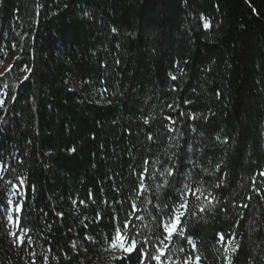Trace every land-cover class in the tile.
<instances>
[{
    "label": "trees",
    "instance_id": "trees-1",
    "mask_svg": "<svg viewBox=\"0 0 264 264\" xmlns=\"http://www.w3.org/2000/svg\"><path fill=\"white\" fill-rule=\"evenodd\" d=\"M4 55L0 181L23 243L0 229V264H157L161 240L160 264H264V0H0ZM185 184L215 200L190 198L165 240ZM126 221L136 250L109 259Z\"/></svg>",
    "mask_w": 264,
    "mask_h": 264
},
{
    "label": "snow or ice",
    "instance_id": "snow-or-ice-1",
    "mask_svg": "<svg viewBox=\"0 0 264 264\" xmlns=\"http://www.w3.org/2000/svg\"><path fill=\"white\" fill-rule=\"evenodd\" d=\"M205 27H207V24L205 25ZM115 31V30H114ZM30 71V70H29ZM27 78V77H25ZM173 79H175V77H172ZM4 87H7V85H4ZM3 104V100L0 99V105ZM145 123H148V120L145 119L144 121ZM149 139H151V137H149ZM70 151H75V148L70 149ZM147 163V161L145 162ZM219 167V166H217ZM145 172H147V169H145ZM174 172V169L172 167H169L167 169L164 170L163 173H161V175H167V176H172ZM261 175H264V173H261ZM21 184H23V180H21ZM219 185H217L218 187ZM13 187H17V192L19 191L18 186L13 185ZM147 191L146 186L143 183V174H142V178L140 181V184L138 185V195H142L144 192ZM179 199L176 201V203L174 204V206L171 208L170 211L165 212L164 215L167 217V219L162 220L159 224L158 227H162L163 228V232L166 233V236L164 237L165 240H169L171 241V239L173 238V236L178 235L180 237H184L185 236V229L182 227V219L187 216V215H192L194 216L196 213L194 211H191L189 209V200L190 198H194L195 200H200L201 197L204 198V200H206L209 204L212 203L213 200H215V197L211 196V193H208L207 195L204 194V190L201 187H191L188 184H185L184 187L180 190L179 192ZM9 204L12 203V201L8 202ZM81 203H83V201H81ZM165 207H167V205H165ZM246 207V205H245ZM133 208H135V204H133ZM20 209L17 206L16 207V211L18 212ZM199 210L201 212H203L205 210V208L203 206H200ZM158 211L163 212V209H158ZM12 217H9V220H11ZM137 219H143V217H137ZM129 224L130 221H126L123 225V231L120 228H117L110 240L109 243V248L112 250L115 249H120L121 251L125 252V253H130L134 250H136V246L137 243H139L135 238H132L131 240L129 239L128 235H127V229L129 228ZM11 235L15 236V233H11ZM219 235V239L221 241L224 240V236L223 234H218ZM17 240L20 243H23V237H17ZM188 243H192L191 237H187ZM150 243V240L146 239L144 244ZM160 243L163 245L162 248H158L157 249V253L158 254H153L152 255V259H154L157 264H160L161 261V257L165 255L166 253V249L168 247L167 244H164V240H161ZM229 243H231V241H229ZM144 244L140 245V253L142 254V256H146V250L144 247ZM193 247H195V245L193 244ZM238 247V245L236 246ZM236 247H234L232 249V251L236 250ZM227 247L225 248V251H227ZM180 251H183V249H180ZM170 259V258H169ZM199 260L200 257H196V264H199ZM141 264H143V261L141 262ZM185 264H189L188 261H185ZM228 264H231V260H228Z\"/></svg>",
    "mask_w": 264,
    "mask_h": 264
},
{
    "label": "rangeland",
    "instance_id": "rangeland-1",
    "mask_svg": "<svg viewBox=\"0 0 264 264\" xmlns=\"http://www.w3.org/2000/svg\"><path fill=\"white\" fill-rule=\"evenodd\" d=\"M14 56L10 55H4L3 58L0 60V75H2L4 72H6L11 64V61ZM0 190L5 192V197H4V206L1 208V218H0V229L2 235L7 239L9 245H10V253L15 254L21 243L17 240V237H23V235L19 232L17 233L16 231V226H17V220L16 217L18 215V212L16 211V207L18 206L16 200L18 196V192L16 187H13V185H8L7 183H1L0 181ZM12 201L11 204L8 202ZM19 207V206H18ZM12 217L11 220H9V217ZM11 233H15L16 235L13 236ZM121 253H125L121 251L120 249H115L112 250L107 248L105 256L109 259L113 257L119 256Z\"/></svg>",
    "mask_w": 264,
    "mask_h": 264
}]
</instances>
